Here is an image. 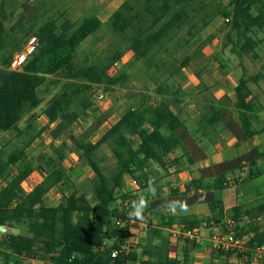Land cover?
Here are the masks:
<instances>
[{
	"label": "trees",
	"instance_id": "16d2710c",
	"mask_svg": "<svg viewBox=\"0 0 264 264\" xmlns=\"http://www.w3.org/2000/svg\"><path fill=\"white\" fill-rule=\"evenodd\" d=\"M139 1L138 7L124 1L110 16L109 25L114 33L127 37V51L133 58L148 66L167 43L189 28L205 8L204 0ZM226 2L220 15L228 20L225 26L227 41L233 45L232 52L239 57L257 60V50L264 42L263 37L258 36L264 32V0ZM45 7L44 2L36 6L22 2L17 18L11 23L14 11L8 10L4 0H0V134L15 131L18 138L26 140L23 147H14L9 152L0 148V181L3 184L0 190V228L23 229L25 232L9 233L3 237L6 247L1 255L3 264H21L23 261L29 264H190L185 256L182 260L169 258L170 242L167 238H162L158 245L151 247L129 244L125 249L129 238L127 224L130 220L138 222L129 216L131 202L144 192L151 179L149 164L156 163L166 170L168 155L181 146L175 131L184 123L173 109V104L179 102L176 99L177 89L172 91V99H169V86L155 84L159 102L142 101L137 107L127 109L96 143H91L88 138L106 116L96 119L94 125L76 140L78 160L93 174L92 202L84 193L72 190L67 194V189L64 190L69 186L61 164L63 149L67 146L64 142L58 148L53 147L55 157L39 159L38 167L43 177L39 182L29 183L35 168L27 161L26 147L46 131L53 141L59 140L74 122L84 118V114L93 108L91 100L85 95L94 86L111 87L122 83V77L112 71L113 64L123 57L119 50L96 57L88 65L78 66L75 62L79 46L103 25L97 16L73 22L65 12L56 11L53 14L52 8ZM31 36L38 39L35 52L21 71H9L12 56ZM212 40L210 38L201 43L195 55L200 54ZM190 62V57L185 58L177 71ZM169 71L171 74L172 71ZM49 77L60 80L54 81L61 85L60 91L43 110L48 125L33 136V128L29 124L24 131L17 126L26 112L41 105L39 90ZM263 78L261 72L252 76L243 72L235 87L234 106L239 125L248 139L257 133L252 127L254 110L249 85L257 86ZM219 114L214 109L206 121L214 125ZM50 126H53L51 130ZM103 145L114 159L109 171L101 166L102 158L98 155ZM262 157L256 153V158L248 165L244 181L255 180L263 174L264 166H258ZM127 177L137 183L136 192H125ZM232 182L237 184V179H232ZM25 183L29 185V190L24 189ZM230 183L225 176L218 177L207 186H203L201 181H192L185 192L192 188L222 190ZM53 189L59 190L61 200L57 205L50 206L46 204L45 197ZM209 208L208 218H161L160 225L164 228L177 224L185 229L201 226L212 229L224 219L219 202L210 203ZM149 210L148 205L144 217ZM231 213L229 219L234 222L237 235L244 239L248 237L245 247L251 250L264 246V224L257 222V218L264 217V205L244 213L234 208ZM117 221L124 223L123 226L116 224ZM244 222L248 223L247 233L239 229ZM222 226L225 228V225ZM152 232L161 235L156 229ZM114 251L117 254L112 257ZM73 254L78 255L73 258ZM245 256L248 257L247 254H238L237 258L244 259Z\"/></svg>",
	"mask_w": 264,
	"mask_h": 264
},
{
	"label": "rangeland",
	"instance_id": "374dc122",
	"mask_svg": "<svg viewBox=\"0 0 264 264\" xmlns=\"http://www.w3.org/2000/svg\"><path fill=\"white\" fill-rule=\"evenodd\" d=\"M25 1L32 6L44 2L46 4L44 9L52 8L51 13L53 14L56 11L65 12L66 17L73 22H80L83 18L91 15L97 16L102 21L103 25L100 30L79 46L75 59L78 66L88 65L96 57L105 56L115 50L123 53L119 66L113 69L114 75H120L122 77V83L111 87L105 85L94 86L92 91L87 92L85 95V97L91 100L93 105L92 109L96 112L94 110L92 111V109L86 112L84 118H80L74 122L59 140L53 141L48 131L42 132L25 149L27 161H30L35 168L29 180V183L34 184L39 182L43 177V173L38 167L39 159L41 157H55L53 147L58 148L64 142L67 146L63 149L64 160L61 164L69 181V186L64 188V190L67 189V194L72 190L84 193L89 202H92L91 179L93 174L88 166L79 162L76 152V140L81 138L94 125L96 119H101L106 116L102 124L89 136L88 139L91 143H96L102 134L127 109L137 107L142 101L154 103L157 96H159L155 92V84L163 83L169 86V99H172L170 96L172 91L177 89L179 93L176 99L178 100L188 98L185 89L183 90L181 85L187 83L190 81V78L192 79L196 75L201 77L206 74L209 83L212 82V79H218L217 77H221L222 79L226 78L223 84L214 81L213 86L215 83H218L221 87L231 86L243 72L248 76L255 75L258 72L264 75V42L260 46V50H257L259 55L257 60H251L245 56L239 57L236 53L232 52L233 45L227 41L226 21L220 15L221 9L227 3L226 0H204L205 8L203 11L194 18L188 29L180 32L176 38L166 44L154 60H152L151 66L134 59L132 54L127 51V37L117 35L111 30L109 25L110 16L124 1L129 2L134 7H138L140 5L139 0H4L7 9L14 11V17L11 19V23L17 18L20 12V5ZM258 36L264 39V32L259 33ZM210 38L213 39L211 43L200 54L195 55L197 47ZM189 57L191 58L189 65L177 71L180 63ZM167 69L171 70L172 73L170 74V71ZM56 80L60 81L54 77H49L45 85L40 88L39 95L42 103L38 108L26 112L23 115L22 120L17 126L19 130L24 131V127L29 124L33 128L31 134L34 136L38 131L48 125L43 110L48 102L60 91L61 85L55 84L54 81ZM50 81H53V83ZM250 87L256 94H259L260 91L264 92V78L260 80L257 86L250 83ZM100 93L106 94L107 100L99 101L97 96ZM191 99L196 103L195 96L189 98V100ZM174 108L178 110L179 105L174 104ZM187 110L184 106V112ZM52 128L53 126L49 127L50 130ZM25 143L26 140L23 137L18 138L17 132L15 131L0 134V148L6 152H9L14 147H23ZM98 155L102 158L101 166L109 171L114 164L110 150L103 145L99 148ZM149 165V174L155 177L157 173L151 167V164ZM125 183V192H134L135 187L132 185V180L127 177ZM24 189L29 190V185L25 183ZM60 200L59 190L56 189H53L45 197L46 204L50 206L57 205ZM127 228L129 233L127 241L131 245L141 244L145 247L152 246L154 238L148 232V229H141L135 223H128ZM204 232L202 230L200 236H203ZM9 233L24 234L25 232L23 229H7L0 232V264H3L1 255L5 253L6 248L3 237ZM138 233L142 234V237L140 236L139 240H134ZM210 249L208 248V250ZM9 264H13V262ZM21 264L29 263L23 261ZM32 264L45 263L34 262Z\"/></svg>",
	"mask_w": 264,
	"mask_h": 264
},
{
	"label": "crops",
	"instance_id": "0c3cea01",
	"mask_svg": "<svg viewBox=\"0 0 264 264\" xmlns=\"http://www.w3.org/2000/svg\"><path fill=\"white\" fill-rule=\"evenodd\" d=\"M217 78L209 83L206 74L201 77L196 75L181 85L188 98L178 99V110H175L173 104L174 111L180 115L184 123L183 127L175 131L181 146L168 155L166 170H162L156 163H150L157 173L155 177L151 176V179L154 180L159 195L156 191L155 196L148 198L150 210L146 217L138 222L149 225L148 232L154 238L152 246L159 244L162 238L169 240L172 249L169 252L170 259L182 260L185 256L190 264H264V257L245 260L231 255H220L212 250L208 238L213 228H205V226L195 228L199 236L202 230L205 232L197 242L193 243L182 238L176 241L170 239L169 230L178 228L177 224L168 228L160 225L161 218L195 217L198 220L208 218L209 204L219 202L224 220L215 227L222 228V224L225 225L229 220L234 208L244 213L264 205V172L255 180H243L248 172L249 163L256 158V153L263 155L258 161V166L260 168L264 166V92L260 91L256 94L249 85L254 110L252 127L257 133L248 139L239 125L238 113L234 106L235 87L240 77L229 87H221L218 84H223L226 78ZM214 81L218 83L213 86ZM194 96L196 103L192 99L189 100ZM159 101L160 97L157 96L154 103ZM184 106L188 109L185 112ZM214 109L220 114L218 122L210 125L206 119L212 115ZM221 176H225L226 180L231 182L222 190L192 188L189 192H185V188L190 187L192 181H201L203 186H207ZM232 179H237V184L234 185ZM171 200L185 201L189 207L188 213L172 215L158 210L162 204ZM257 222L264 224V217L257 218ZM248 223L239 225V229L247 233ZM152 229L160 231L161 235H154ZM140 236L142 237V234L138 233L134 240H139Z\"/></svg>",
	"mask_w": 264,
	"mask_h": 264
},
{
	"label": "built area",
	"instance_id": "2783aa9c",
	"mask_svg": "<svg viewBox=\"0 0 264 264\" xmlns=\"http://www.w3.org/2000/svg\"><path fill=\"white\" fill-rule=\"evenodd\" d=\"M226 22L228 20H225ZM38 45V39L35 36L29 37L24 43L22 49L15 53L9 63V71H21L22 67L25 65L27 60L33 55ZM119 62H115L112 66V71L114 68L119 66ZM99 101L107 100V95L100 93L97 96ZM132 185L135 187L134 190H138V185L135 181L132 180ZM3 184L0 181V190L2 189ZM129 224L135 223V225L141 226L143 229H147L149 225L145 222H134L130 220ZM120 226H123L124 223L116 222ZM7 228H0V232L5 231ZM170 239L176 241L180 238L185 239L190 242H197L200 239L197 229H185L183 227H178L169 230ZM128 240V239H127ZM208 242L211 245V248L216 251H221L224 253H229L231 256L236 257L238 254H247L248 257H244L245 260H257L264 257V246L256 247L254 249H247L245 247V239L241 238L235 232L234 222L232 220H227L225 222V228L213 227V230L208 238ZM130 243L126 241L125 249H128ZM117 254L116 251L112 253V257H115Z\"/></svg>",
	"mask_w": 264,
	"mask_h": 264
},
{
	"label": "clouds",
	"instance_id": "9594fccd",
	"mask_svg": "<svg viewBox=\"0 0 264 264\" xmlns=\"http://www.w3.org/2000/svg\"><path fill=\"white\" fill-rule=\"evenodd\" d=\"M156 191L157 189L154 180L149 179L144 192L139 194L137 198L131 202V211L129 212V216L137 220L144 219V213L149 203L148 198L150 196H155ZM158 210L161 212L170 213L172 215H179L187 214L189 207L185 201L171 200L162 204ZM76 255L78 254H73V258H75Z\"/></svg>",
	"mask_w": 264,
	"mask_h": 264
}]
</instances>
